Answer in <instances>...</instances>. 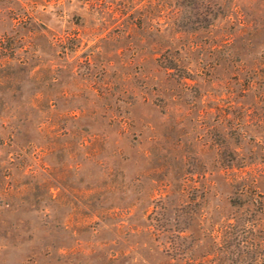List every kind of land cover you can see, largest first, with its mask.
<instances>
[{"label":"rangeland","instance_id":"1","mask_svg":"<svg viewBox=\"0 0 264 264\" xmlns=\"http://www.w3.org/2000/svg\"><path fill=\"white\" fill-rule=\"evenodd\" d=\"M0 264H264V0H0Z\"/></svg>","mask_w":264,"mask_h":264},{"label":"trees","instance_id":"2","mask_svg":"<svg viewBox=\"0 0 264 264\" xmlns=\"http://www.w3.org/2000/svg\"><path fill=\"white\" fill-rule=\"evenodd\" d=\"M181 232H182V231H178V233H177L176 235H177V236H180Z\"/></svg>","mask_w":264,"mask_h":264}]
</instances>
